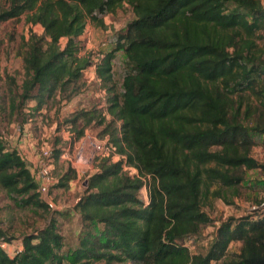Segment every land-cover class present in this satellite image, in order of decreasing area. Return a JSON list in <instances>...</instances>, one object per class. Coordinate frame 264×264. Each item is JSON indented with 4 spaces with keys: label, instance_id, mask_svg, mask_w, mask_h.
Here are the masks:
<instances>
[{
    "label": "trees",
    "instance_id": "trees-1",
    "mask_svg": "<svg viewBox=\"0 0 264 264\" xmlns=\"http://www.w3.org/2000/svg\"><path fill=\"white\" fill-rule=\"evenodd\" d=\"M124 6L133 17L96 67L104 110L81 109L67 119L78 138L93 122L103 126L99 138L120 156H97L86 180L76 205L87 227L80 245L64 251L32 160L7 148L0 132V188L18 207L50 215L14 255L2 247L10 237L0 230V264H264V212L223 219L198 250L188 243L215 224L206 207L215 199L231 203L247 170L264 172L252 155L264 142L262 0H5L0 22L25 16L43 27L22 41L25 76L12 92L34 99L37 109L59 93L77 94L95 61L81 39L88 23L106 28L105 16ZM1 113L0 105V123ZM61 152L53 150L55 160ZM76 176L70 168L57 184L69 188ZM234 242L238 251H230Z\"/></svg>",
    "mask_w": 264,
    "mask_h": 264
},
{
    "label": "rangeland",
    "instance_id": "rangeland-1",
    "mask_svg": "<svg viewBox=\"0 0 264 264\" xmlns=\"http://www.w3.org/2000/svg\"><path fill=\"white\" fill-rule=\"evenodd\" d=\"M4 1L0 0V4ZM132 17L133 13L130 7L124 6L117 12L105 16L106 28L95 26L89 22L84 35L81 37L84 50L90 53L93 59H99L103 51L105 52L114 46L117 33L125 28ZM30 30L41 34L43 27L40 24H27L25 16L17 20L11 19L0 22V105L2 109L0 132L6 147L18 149L26 161H29L28 158L30 157L34 169L36 155H39L42 147L62 151L69 142H72L73 146L86 136L102 139L99 138V133L103 126L93 122L85 129L84 134L78 138L77 132L70 128L67 119L74 112L81 109L102 108L104 110L105 105H102V103L106 102L107 96L102 90L101 80H98L91 70H87L82 89L71 98H68L69 92H66L65 95L59 93L41 109L36 108L34 99L24 101L20 97L17 98L16 93L12 92L17 89L12 84L19 86L25 76L23 58L19 52L22 41L24 37H29ZM64 41L65 39H63ZM259 41L261 44L264 43L263 40ZM122 58L123 55L120 53L114 61L113 70L116 81L120 79ZM12 97H16L14 105L11 104ZM109 117L107 115V118ZM83 124L84 121H79L78 128L82 127ZM19 126L22 128L20 131ZM114 154L110 156L112 160H119L120 156ZM70 155L73 157L72 151ZM87 155L91 160L76 167L67 158L59 157L55 160L53 156L52 174L56 182L47 194L42 195L43 199L53 202L52 209L56 210L55 217L64 239V251L77 249L81 237L87 229L76 206L80 197L86 191V180L95 171L97 163L98 155L93 157L91 151H88ZM252 155L259 162L264 163V142L253 147ZM99 156L102 155L99 154ZM124 165L131 169L129 170L131 175L140 174L135 167H129L126 163ZM70 168L76 170L77 176L69 182V188L59 186L57 184L59 178ZM245 174L244 181L238 186L239 194L234 196L231 203L215 199L212 204L213 208L206 207L211 217L214 218L215 224L206 226L202 231V237L188 242L193 251L207 245L210 241L207 235L212 233L215 225H218L223 219L244 215L250 211L253 204L264 201L263 170L251 169L247 170ZM149 178H146V183L149 182ZM143 188L141 195L144 198L148 189L147 186ZM49 216L40 209L18 207L7 192L0 188V230H3L10 237V240L6 241L5 246L2 247L10 255H14L22 248L24 235L36 233L37 229L47 224ZM240 245V242L232 243L230 251H238ZM81 264L106 263L104 261L85 262L83 260Z\"/></svg>",
    "mask_w": 264,
    "mask_h": 264
},
{
    "label": "built area",
    "instance_id": "built-area-1",
    "mask_svg": "<svg viewBox=\"0 0 264 264\" xmlns=\"http://www.w3.org/2000/svg\"><path fill=\"white\" fill-rule=\"evenodd\" d=\"M94 64H92L90 68H88V71H92V73L95 74L96 78L100 80L97 76V63L98 59H94ZM93 69V70H92ZM102 105H106V102L104 101ZM22 128L19 126V131ZM73 148V149H72ZM71 151L73 154V157H71ZM91 151L92 156L101 154V155H110L114 152L113 148L107 143L106 138L104 139H98L93 136H86L84 138H81L79 143L73 144L72 142H69L61 152V157L67 158L70 160L71 164L76 167L78 165H81V163H87V161L91 160L90 157H88L87 152ZM53 150L50 147H42L41 152L39 155H36V165L35 170L36 173V181L38 183V188L41 194L45 195L49 192V189L53 184H55L56 179L53 177L52 174V167H53ZM114 154V153H113ZM115 155V154H114ZM88 161V162H89ZM130 167V166H129ZM126 170H131L128 167L125 166ZM140 176V175H139ZM146 202L149 200L148 197V190L146 191ZM50 205L53 206V202L50 200ZM250 211L254 212H264V201H261L260 203L253 204L251 206ZM6 242H3L2 246H5Z\"/></svg>",
    "mask_w": 264,
    "mask_h": 264
},
{
    "label": "crops",
    "instance_id": "crops-1",
    "mask_svg": "<svg viewBox=\"0 0 264 264\" xmlns=\"http://www.w3.org/2000/svg\"><path fill=\"white\" fill-rule=\"evenodd\" d=\"M262 2H263V4H264V0H262ZM28 155H30L29 153H27ZM33 157V156H32ZM30 158V157H29ZM30 160H32V159H30Z\"/></svg>",
    "mask_w": 264,
    "mask_h": 264
}]
</instances>
